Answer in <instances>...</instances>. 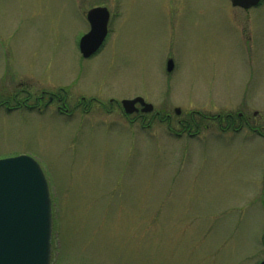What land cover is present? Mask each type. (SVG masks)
I'll list each match as a JSON object with an SVG mask.
<instances>
[{
  "label": "rangeland",
  "instance_id": "1",
  "mask_svg": "<svg viewBox=\"0 0 264 264\" xmlns=\"http://www.w3.org/2000/svg\"><path fill=\"white\" fill-rule=\"evenodd\" d=\"M94 6L110 12L108 34L83 58L78 41ZM24 83L63 89L69 110L77 104L71 116L56 104L0 107V158L29 154L49 180L51 264L263 259L264 137L252 128L264 121V0L250 9L229 0H0V94ZM136 96L153 105L144 120L122 111L121 100ZM80 97L95 99L86 112ZM228 113L256 120L233 131ZM190 118L198 128L187 132L179 120Z\"/></svg>",
  "mask_w": 264,
  "mask_h": 264
},
{
  "label": "water",
  "instance_id": "2",
  "mask_svg": "<svg viewBox=\"0 0 264 264\" xmlns=\"http://www.w3.org/2000/svg\"><path fill=\"white\" fill-rule=\"evenodd\" d=\"M260 0H230L249 8ZM90 29L79 39V50L90 56L107 34L109 11L95 6L87 11ZM173 66L167 62V71ZM111 101V100H110ZM151 111L153 105L140 96L121 100L125 113ZM175 112H180L175 108ZM52 248V200L48 180L39 162L28 154L0 158V264H49ZM259 264H264L263 259Z\"/></svg>",
  "mask_w": 264,
  "mask_h": 264
},
{
  "label": "flooded vegetation",
  "instance_id": "3",
  "mask_svg": "<svg viewBox=\"0 0 264 264\" xmlns=\"http://www.w3.org/2000/svg\"><path fill=\"white\" fill-rule=\"evenodd\" d=\"M169 60V59H167ZM166 60V62H167ZM20 85L23 84V82H19ZM26 83H24V87L21 89H19V91L14 92V93H8L5 95V97H3V94H0V107L5 108L8 111L14 110V109H19V108H27L30 110L33 109H37L40 110L41 108H47L49 106H52L54 104H56V110L59 114L61 115H65V116H71L73 115L74 111H75V107L76 105H74L72 109L69 110L68 106H67V102H68V96L66 91H63V89L57 88L56 92H52L51 90H40V92L38 93L37 91L39 89L36 90V92H30L27 88H26ZM93 100H95L94 98H90L88 101L84 98V97H80L78 104H81L82 106V110L84 112H86V106L88 105L91 106ZM32 101V103L30 104V102ZM111 103V102H110ZM102 104V103H101ZM138 108V110L135 112L137 114L138 117L142 118V120H144L145 118V112H143L141 110V106L136 103L135 104ZM175 112V110H174ZM168 115V114H167ZM255 112L253 113V116H255ZM237 117H234L231 113H228L225 115L224 119L227 121L226 126H229L233 131H238L239 129L243 128V127H251V122H253V120L256 119H252L251 117H246L244 114L242 113H237L236 115ZM161 117V116H160ZM221 117L218 116V119H220ZM237 120L239 121V125L238 127L236 126ZM179 122L181 123L182 126H184V128H186V123H188V121H182L179 120ZM263 127L262 129L259 128H252L254 132L258 133V134H262V136L264 137V121L262 122ZM263 132H262V131ZM187 132L190 131V128H188L186 130Z\"/></svg>",
  "mask_w": 264,
  "mask_h": 264
},
{
  "label": "trees",
  "instance_id": "4",
  "mask_svg": "<svg viewBox=\"0 0 264 264\" xmlns=\"http://www.w3.org/2000/svg\"><path fill=\"white\" fill-rule=\"evenodd\" d=\"M187 121H188V123L185 122V123H186V129H188V128L191 129V127H193V126H195L196 128H198V124H196V123L193 121V118H190V119L187 120ZM227 128H230V127H229V126H225V129H227ZM53 217H54V210H53Z\"/></svg>",
  "mask_w": 264,
  "mask_h": 264
}]
</instances>
